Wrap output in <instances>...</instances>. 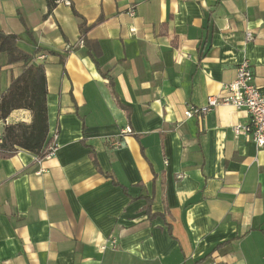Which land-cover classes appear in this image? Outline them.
<instances>
[{"label":"crops","instance_id":"0c3cea01","mask_svg":"<svg viewBox=\"0 0 264 264\" xmlns=\"http://www.w3.org/2000/svg\"><path fill=\"white\" fill-rule=\"evenodd\" d=\"M0 31L43 66L56 136L45 159L0 156V264H264V149L232 132L245 112L184 116L243 61L264 89V0H58L49 15L0 0ZM22 65L0 53V97ZM31 121L15 110L0 134Z\"/></svg>","mask_w":264,"mask_h":264},{"label":"trees","instance_id":"16d2710c","mask_svg":"<svg viewBox=\"0 0 264 264\" xmlns=\"http://www.w3.org/2000/svg\"><path fill=\"white\" fill-rule=\"evenodd\" d=\"M45 2L47 15H49L55 9L58 0H45ZM73 13L77 16L75 12ZM100 21L101 19H98L91 26L82 22L79 25L80 33L85 36ZM16 40L15 35L0 31V53L5 56L6 64L23 63L18 77L11 80L8 88L0 97V121H4L15 110L30 111L32 121L30 124L18 123L4 128L0 156L7 157L17 150H23L42 160L47 156V148L52 140L47 141V90L44 68L42 65L33 64L34 55L21 51L17 47ZM83 43L87 45L88 40L84 39ZM39 52L37 49L35 54ZM91 158L96 165L93 155ZM148 209L147 207L146 213L152 218L153 215H150Z\"/></svg>","mask_w":264,"mask_h":264},{"label":"built area","instance_id":"2783aa9c","mask_svg":"<svg viewBox=\"0 0 264 264\" xmlns=\"http://www.w3.org/2000/svg\"><path fill=\"white\" fill-rule=\"evenodd\" d=\"M246 38L250 40L251 35L247 33ZM219 106H231L236 110L244 111L247 123L234 126L232 128L233 136L235 138L243 137L246 141H251L258 149H264V89H260L254 84L250 62L240 63L236 68L234 80L223 85L218 95L209 96L204 107L189 106L185 110L184 116L200 118ZM125 133L130 134L131 131L127 128ZM55 139L56 136L53 137L47 148L46 157L54 154ZM1 142L2 134H0V144ZM118 146L120 144L115 143V147Z\"/></svg>","mask_w":264,"mask_h":264}]
</instances>
